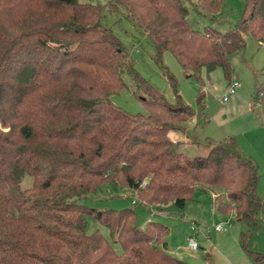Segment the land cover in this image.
<instances>
[{
	"label": "trees",
	"instance_id": "obj_1",
	"mask_svg": "<svg viewBox=\"0 0 264 264\" xmlns=\"http://www.w3.org/2000/svg\"><path fill=\"white\" fill-rule=\"evenodd\" d=\"M105 2L123 9L157 56L170 52L187 74L219 68L228 77V57L243 47L244 34L264 44V0H243L238 21L225 32L192 28L180 0ZM104 5L0 0V94L7 76L35 74L14 137L0 128V264H189L166 251L165 225L147 221L139 228L132 207L81 203L104 183L127 188L150 208L170 202L182 209L194 189H207L218 210L251 228L256 214L264 213V198L255 192L257 168L234 140L208 142L205 155L187 158L181 142L169 138L193 112L176 91L169 103L135 72L100 23ZM219 5L220 0L195 3L211 13ZM123 71L144 92L145 115L129 114L108 99L122 87ZM257 94L264 103V66ZM221 194L225 200L216 202ZM85 217L110 237L97 228L86 232ZM245 238L240 232L252 264H264V253L251 250Z\"/></svg>",
	"mask_w": 264,
	"mask_h": 264
},
{
	"label": "rangeland",
	"instance_id": "obj_2",
	"mask_svg": "<svg viewBox=\"0 0 264 264\" xmlns=\"http://www.w3.org/2000/svg\"><path fill=\"white\" fill-rule=\"evenodd\" d=\"M81 1L105 4L100 23L108 27L118 40L135 72L160 93L165 101L173 103L176 91L182 102L190 107L192 117L181 123L180 130L168 133L170 139H178L181 142L178 145L179 150L187 158H193L206 154L208 142L234 140L237 148H242L247 153L251 152L252 158L259 163L256 194L263 198L262 155L258 156V150L250 144L255 142L257 132H262L261 129L264 128V103L257 94L264 66V44H258L244 34L243 47L228 57L230 63L228 77L219 68L209 72L201 69L198 73L187 74L170 52L162 51L157 56L149 37L131 19L124 16L123 9H109L105 0ZM180 2L186 8L188 23L196 30L204 28L218 32L231 30L243 10V0H220V5L214 13L198 9L195 6L197 0ZM170 77L175 84V90L169 80ZM121 79L122 87L117 92L109 94L108 99L129 114L145 115L147 109L141 101L145 96L144 92L135 87L126 71L122 72ZM231 80H237L239 87L235 93L222 101L221 96ZM34 82L33 73L10 75L5 78L6 85L0 94L4 122L0 124V128L11 137H14L18 125L24 120ZM202 189H194L192 197L185 202L182 209L170 202L153 205L150 208L139 203L130 195L127 188L112 183L102 184L96 191L84 196L81 203L96 209L119 210L132 207L135 211V225L139 228L147 221L165 225L168 229L164 237L166 251L189 264H252L241 247L240 232L245 233L247 245L251 250L264 253V213L256 214V228L247 227L234 213L218 210L212 203L211 191ZM219 200H225L224 195L221 194L215 199L216 202ZM132 201L136 203L131 206ZM193 221L198 234L193 235L196 249L191 250L187 247L186 238L192 235L190 223ZM216 224H221L222 230L214 231L213 226ZM95 228L106 238L110 237L105 227L85 217L86 232ZM112 245L116 251L119 250L117 244Z\"/></svg>",
	"mask_w": 264,
	"mask_h": 264
},
{
	"label": "crops",
	"instance_id": "obj_3",
	"mask_svg": "<svg viewBox=\"0 0 264 264\" xmlns=\"http://www.w3.org/2000/svg\"><path fill=\"white\" fill-rule=\"evenodd\" d=\"M259 44V43H258ZM261 72H262V70H261ZM261 131L262 132H257V137H256V140H255V142H253V143H251L250 144V146H253L254 147V149L256 150H258V152H259V155L258 156H261L262 155V160H263V162H261V161H259V158L258 157H256L255 155V158L259 161V162H261L263 165H264V128H262L261 129ZM178 140V139H177ZM236 144V143H235ZM241 148V147H240ZM238 150H239V152H240V154L243 156V157H245L246 159H248L250 162H252L253 164H255V166H256V168H257V170H258V165L257 164H259V163H256L257 161L254 159V158H252V156L253 155H251L252 153L251 152H249V153H247L246 151H243V149L241 148V149H239L238 148ZM241 150H242V153H241ZM244 153V154H243ZM247 155H246V154ZM248 154H250V155H248ZM251 158H252V160H251ZM255 160V161H254ZM258 177H259V174H258ZM258 183V182H257ZM256 188H257V184H256V187H255V192H256ZM130 195H132V192H130ZM258 196V195H257ZM259 197V196H258ZM264 198V197H263ZM212 203H213V201H212ZM130 204H131V206L132 205H134L135 204V202L132 204L131 202H130ZM232 213V212H231ZM191 223H194V225H196L195 224V221H193V222H191ZM190 223V224H191ZM221 225V224H220ZM221 227H222V225H221ZM214 230V229H213ZM222 230V229H221ZM190 231H191V229H190ZM214 231H216V230H214ZM220 231V230H219ZM192 232V231H191ZM196 234H198V231H195L194 232V236H196ZM166 245V244H165ZM188 247V246H187ZM188 249H190L189 247H188ZM196 249V248H195ZM192 250V249H191ZM262 253V252H261Z\"/></svg>",
	"mask_w": 264,
	"mask_h": 264
},
{
	"label": "built area",
	"instance_id": "obj_4",
	"mask_svg": "<svg viewBox=\"0 0 264 264\" xmlns=\"http://www.w3.org/2000/svg\"><path fill=\"white\" fill-rule=\"evenodd\" d=\"M238 87H239V83L237 80L229 81L226 88H225L223 95L221 96V100L225 101L227 99V96L235 93V91ZM131 203L133 204L134 201H132ZM190 229L192 231V235H189L186 238V243L190 249L194 250L196 248V241H195L194 236H193L194 232L196 231V227H195L194 223L190 224ZM213 229L216 231H219L222 229V227L220 224H216L213 226Z\"/></svg>",
	"mask_w": 264,
	"mask_h": 264
}]
</instances>
